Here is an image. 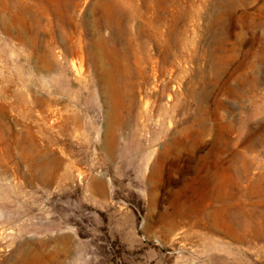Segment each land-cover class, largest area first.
<instances>
[{"label":"rangeland","instance_id":"1","mask_svg":"<svg viewBox=\"0 0 264 264\" xmlns=\"http://www.w3.org/2000/svg\"><path fill=\"white\" fill-rule=\"evenodd\" d=\"M0 264H264V0H0Z\"/></svg>","mask_w":264,"mask_h":264},{"label":"crops","instance_id":"2","mask_svg":"<svg viewBox=\"0 0 264 264\" xmlns=\"http://www.w3.org/2000/svg\"><path fill=\"white\" fill-rule=\"evenodd\" d=\"M86 190L90 195V202L97 210H104L107 207V185L103 177H96L88 181Z\"/></svg>","mask_w":264,"mask_h":264},{"label":"bare ground","instance_id":"3","mask_svg":"<svg viewBox=\"0 0 264 264\" xmlns=\"http://www.w3.org/2000/svg\"><path fill=\"white\" fill-rule=\"evenodd\" d=\"M116 36V35H115ZM115 39L117 40V38L115 37ZM97 66H98V69H97V72H98V74H100L101 76H102V78L103 79H105L106 78V73L103 71V64L102 63H100V62H98L97 63ZM73 68H75V71L77 72V73H80V70H81V64L79 63V65H77V64H73ZM164 89L165 88H162V89H160L158 92H157V96H159V93L160 94H163V91H164Z\"/></svg>","mask_w":264,"mask_h":264}]
</instances>
